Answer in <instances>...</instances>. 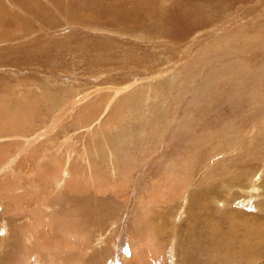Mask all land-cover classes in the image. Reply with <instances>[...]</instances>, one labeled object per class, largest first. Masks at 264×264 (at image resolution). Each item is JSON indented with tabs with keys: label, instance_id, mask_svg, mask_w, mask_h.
<instances>
[{
	"label": "rangeland",
	"instance_id": "374dc122",
	"mask_svg": "<svg viewBox=\"0 0 264 264\" xmlns=\"http://www.w3.org/2000/svg\"><path fill=\"white\" fill-rule=\"evenodd\" d=\"M63 144L106 183L55 190L68 160L31 155ZM135 236L172 241L176 264H264V0H0V264H127Z\"/></svg>",
	"mask_w": 264,
	"mask_h": 264
},
{
	"label": "bare ground",
	"instance_id": "6f19581e",
	"mask_svg": "<svg viewBox=\"0 0 264 264\" xmlns=\"http://www.w3.org/2000/svg\"><path fill=\"white\" fill-rule=\"evenodd\" d=\"M124 5V4H123ZM119 22V21H118ZM127 90V89H126ZM123 91V90H122ZM122 91H117L116 93H115V95L114 96H112L111 98H109V100H110V102L111 103H113L114 101H116V99L117 98H119V95L120 94H122ZM124 92V91H123ZM244 95V94H243ZM69 98V97H68ZM125 98H126V96H125ZM67 101V100H66ZM116 103V102H115ZM114 103V104H115ZM128 104V103H127ZM131 104V103H130ZM136 104V103H135ZM104 105H105V103H100V104H98V105H95V108L97 109V110H95V111H93V112H91L90 114H88V115H85L82 119L80 118V117H78V121L79 120H81V121H89V122H95V121H98L99 120V118L100 117H102V116H104L107 112H106V110H102V108L103 109H105L104 108ZM107 107V106H106ZM115 107V111H114V113L112 114V119L114 120V121H116L117 120V115H118V113H119V117H123V114H122V111H120V110H124L122 107H121V105H120V107H119V105H116V106H114ZM127 107V106H126ZM128 108V107H127ZM108 109V108H107ZM102 113V114H101ZM124 113V112H123ZM2 122V121H1ZM98 123V122H97ZM117 123V122H116ZM77 125H80V127L83 125V126H88V124L87 123H85V122H82V123H80V124H77ZM113 125V121H111L109 124H107L106 123V130L105 131H109V132H107V134L108 133H110L111 132V130H112V127H114V126H112ZM112 126V127H111ZM162 127V126H161ZM83 128V127H82ZM91 128V127H90ZM90 128L88 129V131L90 130ZM151 130V129H150ZM74 131H77V129H75ZM105 131H101V132H99V134H101V136H103V134L105 135ZM158 133V132H157ZM192 136V135H191ZM105 137V136H104ZM33 138V137H32ZM70 139H71V136H70ZM33 140H34V138H33ZM32 140V141H33ZM105 141H106V139H104ZM63 141V140H62ZM30 142V141H29ZM76 142V141H75ZM236 142V141H235ZM58 144H59V142H57ZM63 143V142H62ZM56 144V143H55ZM71 145V144H70ZM108 144H105L104 143V145L103 146H107ZM32 146V145H31ZM63 146H64V151L63 150H61V151H63V154H64V152H65V150H66V152H67V156H66V158H65V155H63V154H61L60 153V151L58 152V150L56 149L57 147H56V145L54 146L55 147V149L57 150V152L58 153H56L55 152V154L53 155L52 153H54L53 151H52V153H50V154H52L51 156L50 155H48L47 154V152H46V148H49V147H47V146H45V148H40L41 149V151H40V154L38 153V156L36 155V152H37V148L36 149H34V150H32V159H33V162H36L35 160H36V158L37 159H40L39 160V162L41 163V161H43L42 163H49V164H53V163H56V161H58L59 162V160L60 159H65V160H68V161H65V162H67V163H65V165H63L62 166V169H60L59 167H55V168H53V167H49V168H47V169H43V172H40L39 170H37L36 171V173L38 174V175H41V174H50L51 173V171H53V170H55V169H58L57 171H60V170H62L63 171V175H56V178H55V180H54V183L56 184L55 186H56V189L55 190H57L58 192H61L64 188H66V187H69V188H71V187H73L74 185H76V183H78L79 181H78V179L82 176V175H85V174H82L83 172L82 171H80V172H82V173H77V171L74 169V163L72 162V158H73V156H74V154L73 153H75V154H79L80 155V149H79V152H75L74 151V148H73V145L70 147V148H68V144H63ZM63 146H62V148H63ZM75 146V145H74ZM52 147V146H51ZM53 147V148H54ZM59 147V146H58ZM83 147V146H82ZM109 147V146H108ZM215 147V146H214ZM234 147V146H233ZM237 147V146H236ZM52 148V149H53ZM71 148H73L72 150L74 151V152H71L70 151V149ZM77 148V147H76ZM227 148V147H226ZM228 148H229V146H228ZM54 149V150H55ZM235 149V148H234ZM50 150V149H49ZM109 150H111V148H109ZM228 150H230V149H228ZM111 152H112V154L114 153L112 150H111ZM213 152V151H212ZM79 155H78V157H79ZM134 157V156H133ZM116 158V157H115ZM120 158V157H119ZM124 158V157H123ZM78 159V158H77ZM87 159V158H86ZM125 159V158H124ZM199 159V158H198ZM78 161H80V160H78ZM84 161V160H83ZM126 161V160H125ZM63 162V161H62ZM72 162V164H70ZM117 163H115V162H112L111 163V165L109 166V168L107 169V171L109 172V174L108 175H110L109 176V178H108V181H109V186H112L113 188H118V187H123V185L124 184H126V182H127V178H128V176L125 174V169H123V165H121L120 163H118V160L116 161ZM121 162V161H120ZM36 165H37V163H36ZM79 166L80 165H82V164H78ZM85 165H90L89 163H85ZM177 165V164H176ZM211 165H212V163H211ZM178 166V165H177ZM216 166V165H215ZM235 166V165H234ZM125 167V166H124ZM181 167V166H180ZM183 167V166H182ZM211 167V166H210ZM129 168V167H128ZM176 168V167H175ZM232 168V167H231ZM211 169V168H210ZM67 170H69L70 172H69V174L71 175V178H67L66 177V175L68 174V172L66 173L65 171H67ZM212 170V169H211ZM34 171V170H33ZM46 171H47V173H46ZM191 171V170H190ZM182 173V172H181ZM211 173V172H210ZM93 174V173H92ZM91 173H89L88 174V176H86L84 179H82L81 181H86V182H88V183H90V184H92V185H95V184H97L98 182L100 183L99 185L101 186L102 184L104 185L106 182H104V181H102V180H99V181H97V177H95V176H93ZM193 174V173H192ZM32 175V174H31ZM37 175V176H38ZM105 175V174H104ZM187 175H189V174H187ZM212 175V174H211ZM181 177H183V176H181ZM180 177V178H181ZM187 176H185V178H186ZM38 178H39V182H40V184H36V186H38L37 188H42V190H41V192H43V194L45 195V197H44V199L46 198V193H45V191H47V190H49V189H47V187H49V184L45 181V180H42L39 176H38ZM105 178V177H104ZM173 178V177H172ZM191 178V177H190ZM189 178V179H190ZM211 178V177H210ZM103 179V178H102ZM112 179H114V180H112ZM174 179V178H173ZM169 180V178H168V180L170 181V182H172V184L170 185V186H173V188H171V189H169V190H164V188L162 187V188H159V190H157V191H155V190H152L153 192H152V194L150 193V195L148 196V198H150V199H152V200H154V199H157V198H164V196H165V198L167 197H169L170 195L169 194H173V191H174V189H175V182H174V180ZM209 179V178H208ZM182 179H179V177H178V182L180 183V181H181ZM185 180V179H184ZM188 180V179H187ZM227 180V179H226ZM31 181V180H30ZM106 181V180H105ZM183 181V180H182ZM181 181V182H182ZM177 182V181H176ZM235 182V181H234ZM54 183H53V185H54ZM185 183V182H184ZM187 183V182H186ZM178 184V183H177ZM176 184V185H177ZM238 184H239V186L241 187L242 186V188H238L237 187V185L235 184H233V186H231V185H229V183H227V188H228V190H229V188L230 189H232V190H234V189H236V190H243V189H246L245 187H247V186H243V184L242 183H240L239 181H238ZM235 187H237V188H235ZM244 187V188H243ZM248 188V187H247ZM257 189V188H256ZM18 190V189H17ZM161 193H162V197H160L161 196ZM42 194V195H43ZM218 194V193H217ZM256 194V193H255ZM156 195H157V197H156ZM182 195V194H181ZM230 195V194H229ZM183 196V195H182ZM243 196V195H242ZM49 197V196H48ZM227 197H229L228 195H227ZM13 199V198H12ZM44 199L42 200V202H44ZM228 200V199H227ZM13 201H15V200H13ZM37 201V200H36ZM224 201H226V199L224 198ZM16 202V201H15ZM223 203V202H222ZM38 204V202H36V205ZM41 204H43V203H41ZM44 204H46V203H44ZM41 208H42V210L43 211H45V212H47L48 211V209H50L47 205H45L44 207L43 206H41ZM30 209H31V207H30ZM42 210H38L37 211V213H36V215H32L31 217H35L31 222L32 223H34V224H32V226H31V230H30V228H29V231L31 232V233H35L36 231L38 232L39 230H41V228L43 227V225H44V223L48 220L47 219V217H46V213L44 212H42ZM30 213H32V211L30 212ZM239 216V215H238ZM242 219V218H241ZM243 220V219H242ZM237 223V222H236ZM245 224V223H244ZM238 226L240 225V223L239 224H237ZM242 226H244V225H242ZM226 231V230H225ZM135 233H136V231H134ZM140 232V231H139ZM29 233V232H28ZM227 233V232H226ZM229 233V232H228ZM251 233V232H250ZM255 233H257V232H255ZM26 234H27V232H26ZM30 234V233H29ZM31 235V234H30ZM133 235V234H132ZM138 235V234H137ZM32 236H34V238H35V234H33V235H31V237ZM37 236V235H36ZM45 236V235H44ZM141 236V235H140ZM152 236V235H151ZM225 236V235H224ZM252 236V235H251ZM251 236H250V239H251ZM256 236V235H255ZM38 237V236H37ZM231 237V236H230ZM253 237V236H252ZM128 238V237H127ZM246 238V237H245ZM249 238V237H248ZM237 239V238H236ZM253 240H252V242H254V238H252ZM47 240V239H46ZM241 240V239H240ZM157 241V240H156ZM155 240H154V238L153 237H143V238H138L137 239V237L135 236V237H131L129 240H127V246H128V248L129 249H133V250H135V254H134V256H133V258H132V260H130V262H128L127 264H176L177 263V257L175 256V253L173 252V250L171 249L172 248V245H171V242L172 241H170L169 243H167V242H165L164 244L163 243H158V242H156ZM179 241V240H178ZM228 241V240H227ZM231 241V240H230ZM237 241V240H236ZM239 241V240H238ZM244 241V240H243ZM251 241V240H250ZM32 242V241H31ZM242 242V241H241ZM249 243V241H247V244ZM178 244H179V242H178ZM228 244V243H227ZM239 244V243H238ZM246 244V243H245ZM251 244V243H250ZM41 245H42V249H45V248H50V245H49V243L47 242V241H45V239L44 238H39V240L38 241H36V244L34 245V248H35V246L37 247V248H39L40 249V247H41ZM180 245V244H179ZM189 245V244H188ZM126 246V245H125ZM257 246V245H256ZM245 247V246H244ZM255 247V246H254ZM33 248V249H34ZM224 248V247H223ZM236 248V247H235ZM241 248V247H240ZM246 248V247H245ZM252 248V247H251ZM232 249V248H231ZM255 249V248H254ZM30 250H32V249H30ZM35 250V249H34ZM226 250V249H225ZM237 250V249H236ZM36 251H37V249H36ZM234 251H235V249H234ZM242 251H244V248L241 250V252ZM248 250H246V251H244V252H247ZM257 251V250H256ZM255 251V252H256ZM134 253V252H133ZM168 253H170L169 255H168ZM182 253V252H181ZM226 253V252H225ZM250 253V252H249ZM180 254V253H179ZM218 254V253H217ZM224 254V253H223ZM231 254H232V252H231ZM245 255V254H244ZM251 256H252V254H251ZM182 257V256H181ZM34 258V257H33ZM158 258H161V260H162V262L160 263L159 262V259ZM192 258V257H191ZM211 258H212V256H211ZM210 258V260H212ZM214 258V257H213ZM221 258V257H220ZM35 260V259H34ZM178 260H179V258H178ZM204 260V259H203ZM208 260V259H207ZM225 260V259H224ZM230 260H232V259H230ZM249 260V259H248ZM258 261H260V260H258ZM208 262V261H207ZM226 262H228V261H226ZM178 263H180V262H178ZM217 263V262H216ZM219 263V262H218ZM250 263V262H249ZM200 264V263H199ZM206 264V263H205ZM239 264H241V263H239ZM258 264V263H257Z\"/></svg>",
	"mask_w": 264,
	"mask_h": 264
}]
</instances>
